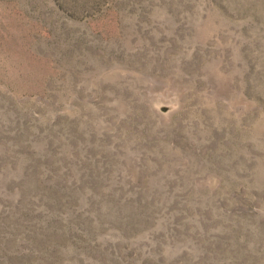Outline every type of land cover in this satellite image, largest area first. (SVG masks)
I'll return each mask as SVG.
<instances>
[{
    "label": "rangeland",
    "instance_id": "obj_1",
    "mask_svg": "<svg viewBox=\"0 0 264 264\" xmlns=\"http://www.w3.org/2000/svg\"><path fill=\"white\" fill-rule=\"evenodd\" d=\"M0 264H264V0H0Z\"/></svg>",
    "mask_w": 264,
    "mask_h": 264
}]
</instances>
